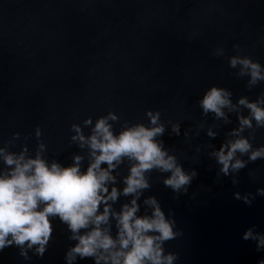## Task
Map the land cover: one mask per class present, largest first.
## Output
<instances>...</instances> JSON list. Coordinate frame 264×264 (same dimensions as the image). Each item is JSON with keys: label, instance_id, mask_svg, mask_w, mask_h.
Listing matches in <instances>:
<instances>
[{"label": "water", "instance_id": "1", "mask_svg": "<svg viewBox=\"0 0 264 264\" xmlns=\"http://www.w3.org/2000/svg\"><path fill=\"white\" fill-rule=\"evenodd\" d=\"M217 48L224 49L222 57L214 55ZM234 55L264 66V0H0V146L20 133L9 150L27 145L34 154L39 127L47 159L68 166L82 154L70 140L73 123L83 125L88 117L94 123L111 111L119 117L113 122L118 133L125 121L147 125L146 111H159L166 124L160 139L185 171L198 175L186 194H177L163 184L168 173H149L141 214L147 196L173 214L181 235L164 247L178 254L175 264H258L264 250L242 236L249 228L264 234V196L256 195L264 188V159L236 173V185L232 176L217 175L220 166L208 153L238 126L237 114L224 124L203 115L198 103L212 86L230 90L234 103L264 92V81L249 88L248 77L235 75L238 68L229 66ZM168 121L180 123L179 136ZM213 125L217 136L210 138ZM254 136L253 147L264 145V128ZM119 172L127 175V162ZM236 192L255 199L249 206L234 198ZM124 202L121 197L114 207ZM52 224L43 257L30 251L25 259L13 246L0 251V264H66L76 242L59 218ZM74 264L95 262L78 258Z\"/></svg>", "mask_w": 264, "mask_h": 264}, {"label": "clouds", "instance_id": "2", "mask_svg": "<svg viewBox=\"0 0 264 264\" xmlns=\"http://www.w3.org/2000/svg\"><path fill=\"white\" fill-rule=\"evenodd\" d=\"M214 55L222 57L224 49L217 48ZM229 66L238 68L236 76L248 77L249 88L264 81V66L249 56H231ZM231 97L230 90L212 86L198 103L203 115L212 114L224 124L231 123L230 113L237 114L238 126L226 134L218 149L208 153L220 166L217 175L232 176L236 185V173L249 162L264 159V145L253 147L251 142L255 129L264 128V92L256 100L241 96L234 103ZM242 109H247L248 115H243ZM145 115L147 125L125 121L118 133L113 122L119 117L111 111L94 123L91 117L83 125L73 123L70 140L82 154H74L68 166L47 159L39 127L35 129L38 144L34 154L27 145L18 152L9 150L20 133L0 146V251L15 246L25 259L30 258V251L43 257L53 236L52 220L59 218L70 233L68 239L76 242L67 250L66 264H74L78 258H92L95 264H175L178 254L166 252L164 247L181 235L174 230L173 214L166 215L155 196L143 199L141 214V197L151 188L152 171L168 173L163 184L177 194H186L198 173L195 169L185 171L160 139L166 131L161 113L147 110ZM168 123L171 132L179 136L180 123ZM214 127L217 125L207 128L210 138L217 136ZM85 128L90 130L87 134ZM246 130H251L248 136ZM245 155L247 160L241 158ZM125 162L128 173L121 178L119 169ZM256 195L264 196V188H258ZM121 197L126 202L116 209ZM234 198L250 206L255 196L236 192ZM242 239L255 241L257 251L264 250V234L254 228L247 229ZM258 264H264V259Z\"/></svg>", "mask_w": 264, "mask_h": 264}]
</instances>
